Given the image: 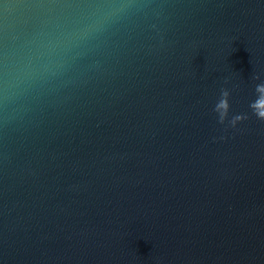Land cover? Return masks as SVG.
<instances>
[{
    "label": "water",
    "instance_id": "95a60500",
    "mask_svg": "<svg viewBox=\"0 0 264 264\" xmlns=\"http://www.w3.org/2000/svg\"><path fill=\"white\" fill-rule=\"evenodd\" d=\"M262 111L264 0H0V264H264Z\"/></svg>",
    "mask_w": 264,
    "mask_h": 264
},
{
    "label": "clouds",
    "instance_id": "9594fccd",
    "mask_svg": "<svg viewBox=\"0 0 264 264\" xmlns=\"http://www.w3.org/2000/svg\"><path fill=\"white\" fill-rule=\"evenodd\" d=\"M226 95V94H225ZM219 108H225L227 107L226 101H221L220 104L218 105ZM258 116L260 119H264V111L259 112Z\"/></svg>",
    "mask_w": 264,
    "mask_h": 264
}]
</instances>
